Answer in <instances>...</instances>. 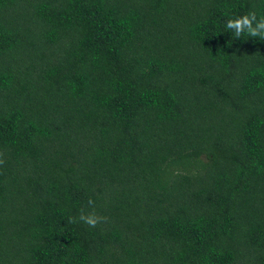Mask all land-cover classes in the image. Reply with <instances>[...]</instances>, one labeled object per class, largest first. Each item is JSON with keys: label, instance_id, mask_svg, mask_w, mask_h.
<instances>
[{"label": "trees", "instance_id": "obj_1", "mask_svg": "<svg viewBox=\"0 0 264 264\" xmlns=\"http://www.w3.org/2000/svg\"><path fill=\"white\" fill-rule=\"evenodd\" d=\"M249 12L0 0V264H264V41L225 29Z\"/></svg>", "mask_w": 264, "mask_h": 264}, {"label": "clouds", "instance_id": "obj_2", "mask_svg": "<svg viewBox=\"0 0 264 264\" xmlns=\"http://www.w3.org/2000/svg\"><path fill=\"white\" fill-rule=\"evenodd\" d=\"M225 29L233 34L235 40H241L242 36L247 35L249 38H259L260 41H264V18L257 19L255 12L228 19ZM0 163L3 161L0 160ZM88 204L92 206L94 202L89 199ZM106 220V217L99 216L94 211L87 214L82 211L78 217H69L68 223L82 222L90 228H95Z\"/></svg>", "mask_w": 264, "mask_h": 264}]
</instances>
